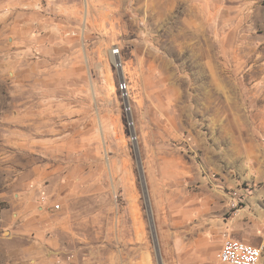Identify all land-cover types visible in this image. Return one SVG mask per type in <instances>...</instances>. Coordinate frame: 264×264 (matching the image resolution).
Here are the masks:
<instances>
[{"label": "rangeland", "instance_id": "1", "mask_svg": "<svg viewBox=\"0 0 264 264\" xmlns=\"http://www.w3.org/2000/svg\"><path fill=\"white\" fill-rule=\"evenodd\" d=\"M113 1L77 80L0 37V264H173L210 224L264 258V0Z\"/></svg>", "mask_w": 264, "mask_h": 264}, {"label": "crops", "instance_id": "2", "mask_svg": "<svg viewBox=\"0 0 264 264\" xmlns=\"http://www.w3.org/2000/svg\"><path fill=\"white\" fill-rule=\"evenodd\" d=\"M116 4L113 0H0V37L11 40L12 48L14 45L33 46L41 53L36 60H26L17 67V76H60L75 80L83 76L90 63L102 55L103 51L96 49L102 48V40L109 36L102 31L117 23L110 14ZM16 60L13 58L12 64ZM217 230L216 224H210L203 235L188 240H182L180 234L173 236L163 232L170 261L205 264L214 260L215 263L218 249L212 248L210 241L220 236ZM257 264H264V258Z\"/></svg>", "mask_w": 264, "mask_h": 264}, {"label": "built area", "instance_id": "3", "mask_svg": "<svg viewBox=\"0 0 264 264\" xmlns=\"http://www.w3.org/2000/svg\"><path fill=\"white\" fill-rule=\"evenodd\" d=\"M110 59L113 66L119 72L118 91L123 99V111L127 115L128 126L133 125L130 117L131 106L129 105V86L125 78L124 62L118 48H112ZM132 137V136H131ZM56 208L58 205L56 204ZM263 255V246H255L244 241L226 238L215 254V264H257Z\"/></svg>", "mask_w": 264, "mask_h": 264}]
</instances>
